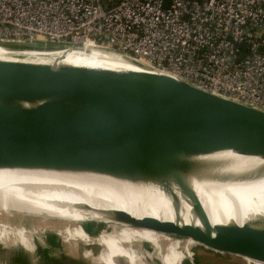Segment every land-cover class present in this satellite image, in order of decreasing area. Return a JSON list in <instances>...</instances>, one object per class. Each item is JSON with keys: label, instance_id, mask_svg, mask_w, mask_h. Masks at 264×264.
<instances>
[{"label": "water", "instance_id": "95a60500", "mask_svg": "<svg viewBox=\"0 0 264 264\" xmlns=\"http://www.w3.org/2000/svg\"><path fill=\"white\" fill-rule=\"evenodd\" d=\"M0 46L15 51H98L48 43L0 41ZM98 52L145 72L0 61V168L133 177L176 171L182 154L232 150L264 157L263 111L202 91L130 57ZM33 102L40 103L28 110L18 105ZM176 181L191 200L192 212L203 220L204 231L155 218L139 220L124 212L111 218L132 229L190 239L241 261L264 262V227L211 228L197 196L181 179Z\"/></svg>", "mask_w": 264, "mask_h": 264}, {"label": "built area", "instance_id": "2783aa9c", "mask_svg": "<svg viewBox=\"0 0 264 264\" xmlns=\"http://www.w3.org/2000/svg\"><path fill=\"white\" fill-rule=\"evenodd\" d=\"M0 41L116 53L264 112V0H0Z\"/></svg>", "mask_w": 264, "mask_h": 264}, {"label": "bare ground", "instance_id": "6f19581e", "mask_svg": "<svg viewBox=\"0 0 264 264\" xmlns=\"http://www.w3.org/2000/svg\"><path fill=\"white\" fill-rule=\"evenodd\" d=\"M0 61L118 74L145 72L98 51H15L0 46ZM39 103L18 105L28 110ZM176 161V171L133 177L84 170L0 168V210L127 226L111 218L124 212L139 220L155 218L204 231L203 220L192 212L191 200L177 185L181 179L201 202L211 228L264 227V157L227 150L182 154Z\"/></svg>", "mask_w": 264, "mask_h": 264}, {"label": "rangeland", "instance_id": "374dc122", "mask_svg": "<svg viewBox=\"0 0 264 264\" xmlns=\"http://www.w3.org/2000/svg\"><path fill=\"white\" fill-rule=\"evenodd\" d=\"M4 211L0 264H264L149 230Z\"/></svg>", "mask_w": 264, "mask_h": 264}, {"label": "crops", "instance_id": "0c3cea01", "mask_svg": "<svg viewBox=\"0 0 264 264\" xmlns=\"http://www.w3.org/2000/svg\"><path fill=\"white\" fill-rule=\"evenodd\" d=\"M122 229H125V228H122ZM127 229H130V228H127ZM132 229V228H131ZM4 231V230H3ZM4 232H2V233H0V235L1 234H3ZM130 233H132V232H129L128 234H130ZM85 264H87V263H85Z\"/></svg>", "mask_w": 264, "mask_h": 264}, {"label": "trees", "instance_id": "16d2710c", "mask_svg": "<svg viewBox=\"0 0 264 264\" xmlns=\"http://www.w3.org/2000/svg\"><path fill=\"white\" fill-rule=\"evenodd\" d=\"M190 1H200V0H190Z\"/></svg>", "mask_w": 264, "mask_h": 264}]
</instances>
